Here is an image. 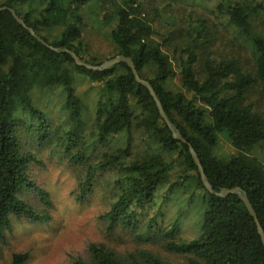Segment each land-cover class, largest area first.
I'll return each instance as SVG.
<instances>
[{
  "label": "trees",
  "instance_id": "obj_1",
  "mask_svg": "<svg viewBox=\"0 0 264 264\" xmlns=\"http://www.w3.org/2000/svg\"><path fill=\"white\" fill-rule=\"evenodd\" d=\"M3 8L26 27L0 11V232L13 219L50 220L23 198L34 193L46 208L51 204L33 180L42 147L85 169L80 199L107 177L108 209L99 219L108 232L156 241L188 264H264V245L246 205L236 195L210 194L190 153L215 193L239 188L247 195L264 233V164L251 155L264 144V102L259 108L248 99L256 86L264 93V0H219L210 11L216 24L203 16L172 18L165 36L155 26L161 13L138 0H0ZM89 21L110 30L111 59L133 62L185 143L173 137L127 64L93 71L53 50L100 67L106 61L91 56L83 42ZM217 25L248 50L247 62L213 50ZM52 97L59 105L48 111ZM220 139L237 155L216 157ZM186 221L194 235L185 239ZM87 252L89 259L73 264H165L150 251L126 259L90 244ZM27 260V253H16L10 264Z\"/></svg>",
  "mask_w": 264,
  "mask_h": 264
},
{
  "label": "rangeland",
  "instance_id": "obj_2",
  "mask_svg": "<svg viewBox=\"0 0 264 264\" xmlns=\"http://www.w3.org/2000/svg\"><path fill=\"white\" fill-rule=\"evenodd\" d=\"M138 1L143 3L148 12L157 9L161 13V21L155 26L164 36L170 30L172 18L181 17L189 20L190 17L196 19L203 16L210 23L216 24V17L210 11L219 0H179L177 3H171L169 0ZM87 24L83 32V42L91 56L102 61L111 59L114 50L108 38L110 30L100 29L92 21ZM214 32L218 37L213 45L215 52L221 55L232 52L240 62H247L248 50L242 51L238 48L229 34L230 30L227 31L223 25H217ZM156 40L161 41V38L158 37ZM82 86L87 87L85 84ZM248 99L261 108L264 93L256 86L249 92ZM57 100L56 97L50 99L48 111L53 109L54 105H59ZM56 117L58 112L54 115V118ZM32 148L36 149L35 144ZM215 155L227 159L237 155V152L220 139ZM251 155L264 164V144L254 149ZM37 157L40 163L32 168L33 180L39 188L47 192L51 204L46 208L34 193L23 195V198L36 211L47 213L50 220L46 224L34 225L28 219H13L11 228L0 232V264H10L12 255L16 253L28 254L26 264H73V260L77 258L89 259L87 251L90 244L104 245L126 259L135 252L150 251L157 254L165 264H188L186 258L166 252L156 241H143L137 238L136 234L121 229L108 232L99 219L108 209L105 192L107 177H99L92 192L80 199L77 184L84 178L85 169L71 165L68 160L56 155L51 149L39 148ZM191 224L186 221L182 226V236L185 239L194 235Z\"/></svg>",
  "mask_w": 264,
  "mask_h": 264
},
{
  "label": "water",
  "instance_id": "obj_3",
  "mask_svg": "<svg viewBox=\"0 0 264 264\" xmlns=\"http://www.w3.org/2000/svg\"><path fill=\"white\" fill-rule=\"evenodd\" d=\"M1 10H8L10 13H12V15L14 16V18H15V19H16L21 25H23L24 27H26L25 24L23 23V21L20 20V19L17 17L16 13H15L13 10L8 9V8L0 9V11H1ZM29 32H30V33H31V34H32V35H33V36H34L39 42L44 43L40 38H38V37L35 35V33L33 32V30L29 29ZM53 50L56 51V52H58V53H68V54H70L71 57L74 59V61L76 62V64H77L78 66L86 67V68H88V69H90V70H93V71H104V70H107V69H109V68H111V67H113V66H115V65L121 64V63H125V64H127V65L129 66V68L133 71V74H134V76H135L136 81H137L139 84H142L143 86H145V87L149 90L151 96L153 97V99H154V101H155V103H156V105H157L158 111H159V113H160L162 119L164 120V122L166 123V125L169 127V129H170L171 132L173 133V137H174L175 139H177V140H179V141L185 143V141H184V139L182 138V136L180 135V133H179L176 129L173 128V125L171 124L170 120L168 119V117L166 116V114L164 113V111L162 110L161 104H160L159 100L157 99L154 90L152 89V87L150 86V84H149L148 82H146V81L140 79V77L138 76V73H137L136 70H135V67H134L133 62H132L129 58H125V57H123V56H118V57H116V58H114V59H111V60H108V61L104 62L100 67H93V66H89V65H86V64L82 63V62H81V61L75 56L74 53L69 52L68 50H62V49H53ZM190 153H191V155H192V158H193V160H194L196 166L198 167V170H199V173H200V176H201L202 183H203L204 187L206 188V190H207L210 194L215 195V196L220 197V198H224V197H226V196H228V195H236V196H238V197L244 202V204L246 205L248 211L250 212L251 216L253 217V219H254V221H255V223H256V225H257L258 233H259V235H260V237H261V239H262V243H263V245H264V233H263V230H262V228L260 227V224H259V222H258V220H257L256 214H255V212H254V210H253V208H252V206H251V204H250V202H249V200H248V198H247V195H246L244 192H242L239 188H234V189H232V190H224V191H222V192H220V193H215L214 190L212 189L211 185L209 184V182H208V180H207L205 174H204V171H203V169H202V167H201V165H200V162H199V160H198L197 155L195 154V152L193 151L192 148H190Z\"/></svg>",
  "mask_w": 264,
  "mask_h": 264
}]
</instances>
